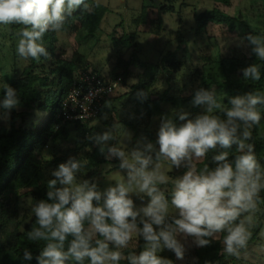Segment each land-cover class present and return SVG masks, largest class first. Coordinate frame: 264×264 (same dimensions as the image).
<instances>
[{
    "label": "clouds",
    "instance_id": "1",
    "mask_svg": "<svg viewBox=\"0 0 264 264\" xmlns=\"http://www.w3.org/2000/svg\"><path fill=\"white\" fill-rule=\"evenodd\" d=\"M101 0H94L99 7ZM90 7L86 0H0V25H22L17 53L23 59H51L44 45L48 32H59L68 17ZM246 40L257 60L264 61V35L247 34ZM239 46V45H238ZM244 80L260 81L262 67L252 63L241 70ZM138 97L146 99L141 91ZM215 88H198L192 98L202 112L194 117L175 112L182 123L163 116L155 145L142 138L130 151L115 138L116 125L89 137L106 151V159L119 160L126 176L101 190L97 183L80 179L86 165L70 157L52 170L46 199L31 206L35 226L29 241H44L35 257L37 264H173L161 253L167 249L177 260L186 253L184 241L193 238L206 247L223 233V252L239 258L252 236L256 213L264 191V165L257 156L252 129L260 124L264 91L254 89L222 102ZM20 104L16 89L6 84L0 108L4 118ZM107 106V104H106ZM105 118L107 116L105 115ZM158 145V148L156 147ZM235 146L236 155H230ZM211 165L204 163L209 153ZM231 157V158H230ZM164 162L183 168L174 178ZM171 185L170 191L166 187ZM133 195L147 202L137 206ZM134 237L144 241L138 252L125 256ZM70 238V239H69ZM23 260L33 254L24 250Z\"/></svg>",
    "mask_w": 264,
    "mask_h": 264
},
{
    "label": "rangeland",
    "instance_id": "2",
    "mask_svg": "<svg viewBox=\"0 0 264 264\" xmlns=\"http://www.w3.org/2000/svg\"><path fill=\"white\" fill-rule=\"evenodd\" d=\"M158 1L164 2V0ZM172 1L176 5V11L173 14L160 16L162 28L158 25V14L153 6V0H101L107 12L98 30L92 36H86L81 30L70 33L56 32L57 45L60 47L63 58L73 51L79 52L86 58V65L79 69L90 68L100 76H108L116 61L131 60L127 75L122 78L121 87L111 96L115 99L110 103L114 108L104 111L103 116L100 114L98 118L86 124L92 136L110 130L115 124V138L108 141L109 146L121 142L127 145V150L130 151L142 138H146L155 145L163 116L172 117L179 124L182 121L178 120L175 112L187 111L192 117L202 112V108L194 107L191 103L195 91L201 88L200 74L214 81L223 80L224 73L233 70L237 60L248 57L246 40L240 44L238 38L245 37L249 30L264 32V0H229L227 5L214 0ZM143 5L148 7L150 27L147 31L139 28L138 31L133 24V19L140 14ZM213 9H218L233 18L234 28L230 30L225 25L209 22L202 30H198L194 23V14ZM123 34L133 37L129 49L124 48L118 41ZM0 42L2 45L0 50L3 51L0 52L1 85L2 79L10 76L11 60L9 41L0 38ZM13 42L14 48L17 49L18 40L15 39ZM168 52H174L183 61L182 67L175 74L164 73L153 83H149V75L152 72L150 66L158 64ZM201 54L208 55L211 61L204 67L199 59ZM26 63V59L19 60L18 69ZM196 70L201 73H195ZM139 83L149 84L152 99L166 92V101L161 104L158 112L151 114L148 125L135 122L131 113L133 106L130 103V94H132V87ZM211 88H215V84L208 86V89ZM242 94L244 92H240V95ZM40 115L41 113L36 114V116ZM7 120L8 118L5 119L3 113H0V121L6 124ZM36 121L39 122V120ZM65 130V135H58L42 150L40 159L46 168L41 169L19 192L16 219L20 223V229L33 215L31 212V206L34 205L33 193L38 190L47 191V181L53 178L51 172L59 165L53 166L54 160L62 155L69 158L74 157L75 147L79 145L78 135L84 133V137L88 136L84 128H77L73 124L66 126ZM254 144L257 156L264 165V145ZM96 146L98 145L92 141L90 148L86 147L76 154L81 155L84 151L92 150ZM156 147L158 148V145ZM104 158L105 162L95 167L91 175L90 172L79 174L80 179L97 183L101 190L109 184H114L122 176H126V170L119 168V160L106 159V153ZM164 167L172 178L181 175L184 171L183 168L172 167L169 162H164ZM198 167H202V162L198 164ZM161 187H166L169 191L171 189L170 184ZM133 199L137 206H141L142 203L147 202L148 198L145 197L141 201L139 197L133 195ZM259 207L260 210L255 216V224L251 229L252 236L247 248L241 251L239 258L223 252V233L206 247H197L193 243V238L188 237L184 241L187 250L183 260H177L174 253L167 249L161 255L171 259L173 264H194L200 255L216 258L212 264H264V206ZM143 243L142 238L134 237L129 246H138L141 249Z\"/></svg>",
    "mask_w": 264,
    "mask_h": 264
},
{
    "label": "trees",
    "instance_id": "3",
    "mask_svg": "<svg viewBox=\"0 0 264 264\" xmlns=\"http://www.w3.org/2000/svg\"><path fill=\"white\" fill-rule=\"evenodd\" d=\"M214 1L227 5L229 0ZM86 3L90 7L86 10L81 7V9L74 12L72 16L67 18L59 32L70 33L81 30L86 36H92L98 30L107 8L101 3L99 7H95L94 0H86ZM153 4L158 14V25L161 27L160 16L173 14L176 11V5L172 0H164V2L153 0ZM193 18L198 30H202L209 22L225 25L230 30L234 28L233 18L218 9L194 14ZM133 24L137 30L138 28L143 31L149 29L148 7L146 5L141 7L140 14L133 19ZM22 27V25L13 24L2 25L0 28V38L9 41V56L11 60L9 65L10 76L3 75L6 77L2 79L0 85V100L3 99L6 84L16 89L20 97V104L11 111L7 123L4 124L0 121V264H37L35 257L39 255L40 250L45 246L46 242L44 241H29L27 238L28 231L35 226L34 215L21 229L20 223L16 219V203L20 196V190L25 188L41 169L46 168L40 159L44 147L58 135H65V129L68 125L73 124L77 128H84V132H88V136L84 137V133L78 135L79 145L75 147L74 157L81 159L86 165L81 169V173L90 172V175L95 167L105 162L104 155L107 151L105 149V153H101L99 146H96L92 150L84 151L81 155L76 154L86 147L90 148L92 140L89 137H92V135L86 127L89 122H65L56 129V125L60 122L59 114L62 102L71 87L76 71L86 65V58L76 51L63 58L60 47L57 45L56 32H48L45 34L43 42L52 58L49 60L41 57L39 61L29 58L26 59V65L18 69L17 63L23 58L18 55L13 41L15 39L19 40L18 32ZM249 33L264 35V32L249 30L245 36ZM132 38V35L123 34L118 41L124 48L129 49ZM248 51V57L237 60L233 70L224 73V78L221 81H214L202 75L201 71L196 70L195 73H201V88L208 89L210 84H215L217 98L220 99L222 97V102L225 104L228 103L230 97L240 95V92L246 93L254 89L264 91V61L257 60L255 55L251 54L249 46ZM0 52L2 53L3 51L0 50ZM199 59L202 67L211 62L210 57L205 54H201ZM130 63V59H119L110 70V74L103 77H126ZM252 63L260 64L262 67L260 81L254 82L243 79L241 70ZM182 65L183 61L174 52H168L158 64L150 66L152 72L149 75V83H153L164 73L175 74ZM132 88L130 103L133 106V112H131L133 119L139 124L148 125L151 114L158 112L161 104L166 101V92L156 99H152L149 84L139 83ZM141 91L146 94V99L138 97L137 93ZM112 100L110 97L102 102L96 118L103 111L114 108L110 105ZM259 110L262 117H264V106H260ZM3 112L4 110L0 108V113ZM38 113H41V115L36 116ZM36 120H39V122ZM252 134L254 143L264 145V119L261 120L259 125L254 126ZM212 154L210 152L208 157L202 161V166L204 163L212 166ZM236 154L235 146H233V149L230 150V155L234 156ZM68 159L69 157L62 155L56 158L52 165L57 166V164L66 162ZM46 193L47 191L40 190L34 192V204L41 199H46ZM260 195L262 200L260 205L264 206V191ZM26 249L33 254L31 261L22 259L23 252ZM139 250L140 247L138 246H129L124 250V254L127 256ZM214 260L216 258H207L205 255H200L194 264H212ZM70 264H76V262L71 261ZM84 264H89V262L85 261ZM120 264H127V261L123 260Z\"/></svg>",
    "mask_w": 264,
    "mask_h": 264
},
{
    "label": "built area",
    "instance_id": "4",
    "mask_svg": "<svg viewBox=\"0 0 264 264\" xmlns=\"http://www.w3.org/2000/svg\"><path fill=\"white\" fill-rule=\"evenodd\" d=\"M122 78L100 76L90 68L78 69L62 102L58 126L65 122L86 123L99 114L102 102L110 98L122 85Z\"/></svg>",
    "mask_w": 264,
    "mask_h": 264
},
{
    "label": "crops",
    "instance_id": "5",
    "mask_svg": "<svg viewBox=\"0 0 264 264\" xmlns=\"http://www.w3.org/2000/svg\"><path fill=\"white\" fill-rule=\"evenodd\" d=\"M112 99H113L112 102H114L115 99H114V98H112ZM112 102H111V103H112ZM104 113H105V112L103 111V112L101 113V116H103ZM101 116H100V117H101Z\"/></svg>",
    "mask_w": 264,
    "mask_h": 264
}]
</instances>
